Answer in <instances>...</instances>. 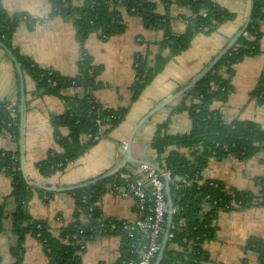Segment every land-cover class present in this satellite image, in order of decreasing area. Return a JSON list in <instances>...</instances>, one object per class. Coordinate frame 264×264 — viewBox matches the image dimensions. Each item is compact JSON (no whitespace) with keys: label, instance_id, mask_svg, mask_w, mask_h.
Listing matches in <instances>:
<instances>
[{"label":"crops","instance_id":"crops-1","mask_svg":"<svg viewBox=\"0 0 264 264\" xmlns=\"http://www.w3.org/2000/svg\"><path fill=\"white\" fill-rule=\"evenodd\" d=\"M157 1L158 11L166 13L165 5ZM212 1L235 13L236 17L222 23L210 34H196L189 48L172 57L133 101L132 86L136 79L134 58L139 52H149L152 60L159 52V42L164 33L161 29L148 27L142 17L121 8L124 23L122 32L109 38L100 32H92L82 46L77 39L73 19L61 15L50 16L51 0H0L8 15L24 13L35 21L30 25L21 20L14 32L13 46L22 55L34 60L40 68H52L63 76L76 77L80 74L78 63L84 48L92 56L93 63L102 67L98 76L100 85L92 90L93 97L108 108H129L124 121L108 136L91 145L65 170L45 176L37 165L51 149L59 148L52 116L65 112L67 105L63 96H82L84 90L81 87H67L63 89L62 95L49 93L45 89L37 92L36 82L23 73L24 168L21 166L20 137L16 141L9 133L0 134V150L12 153L19 151L22 173L28 184L35 188L28 202V213L34 220L46 223L53 235H58L62 226L73 222L76 202L67 191H54L50 188L78 186L122 164L127 158V142L136 124L157 104L187 85L240 32L250 12V0ZM75 3L81 5L83 0ZM169 10L176 17L172 19V30L183 33L187 22L180 16L189 15L190 10L175 3ZM261 31L260 53L245 57L234 65L227 98L212 104V108L219 111L226 122L253 121L264 128V103L258 104L252 97L264 75V22L261 23ZM165 52L169 54V51ZM224 76L227 74L224 73ZM21 95L18 71L10 56L0 46V97L11 104L18 103L20 112ZM183 96L153 114L136 131L132 140L134 158L143 159L148 156L156 161V153L150 144L157 126L168 118L171 119L168 129L170 134L191 132L192 120L188 111L173 112L174 106ZM190 101L187 98V102ZM61 133L67 135L69 128L62 127ZM182 152L189 153L187 149ZM138 166L137 163H129L125 169ZM262 175L264 150L246 160H239L232 155L211 159L202 171L204 180H219L227 188L238 190L255 191V179ZM12 187V177L0 171V204L9 197ZM98 206L105 220L134 221L138 218L134 199L112 193L109 189L99 200ZM14 208V200L8 198L5 201L7 217L3 221L4 230L0 232L1 264L16 262L13 248L18 245V236L12 232L11 216ZM215 227V237L203 244L205 255L201 264H261L255 253L246 251V245L252 237L264 239V205L221 211ZM80 252L83 264H122L127 244L121 234L109 232L86 241ZM21 264H50L42 243L32 234H27L23 242Z\"/></svg>","mask_w":264,"mask_h":264},{"label":"trees","instance_id":"trees-1","mask_svg":"<svg viewBox=\"0 0 264 264\" xmlns=\"http://www.w3.org/2000/svg\"><path fill=\"white\" fill-rule=\"evenodd\" d=\"M77 1L51 0L50 16L61 15L73 19L76 36L82 46L92 32H100L105 38L122 32L121 8L142 17L148 27L164 32L159 42V52L152 60L149 52H139L134 58L136 79L132 86L133 101L172 57L189 48L196 34H210L222 23L236 17L235 13L212 0H160L167 8L164 14L158 11L157 0H83L81 5H77ZM173 3L191 12L180 16L187 22L183 33H176L171 28L172 19L176 18L169 10ZM23 15H8L0 4V40L16 56L23 73L36 82L37 92L45 89L49 93L62 95L67 87H81L84 90L82 96H63L67 105L65 112L52 116L59 148L51 149L37 165L43 175L51 176L65 170L101 139L97 120L107 125L103 132L106 137L124 121L129 108H108L93 97L92 90L100 85L98 76L102 67L93 63L92 56L84 48L78 63L80 74L76 77L63 76L52 68H40L34 60L22 55L13 46L12 38ZM262 22L264 0H254L251 22L246 31L216 66L174 106L173 112L188 111L192 120L191 132L170 134V118L156 128L150 144L157 154L155 162L169 169L173 176L193 182L190 187L170 185L175 209L170 229L174 237L168 241L160 264H201L205 255L203 244L215 237V221L221 211L264 205V175L255 179V191L230 189L219 180H204L202 176L203 169L211 159L232 155L246 160L264 150V128L258 123L242 120L226 122L222 114L212 108L214 101L227 98L234 65L245 57L260 53ZM165 51H169V54L166 55ZM252 97L258 104L264 103V75ZM187 98L191 99L189 103ZM62 127L69 128L67 135L61 133ZM4 133L11 134L19 141L20 112L18 103L11 104L0 97V134ZM183 149L189 153L182 152ZM0 171L12 177L13 187L8 198L15 203L11 212L12 232L18 236V245L13 248L16 257L14 264L22 262L23 242L27 234H32L42 243L50 264H83L81 245L110 232L107 228L109 220L102 218L98 202L110 185L118 181L117 174L68 190L76 202L74 220L62 226L58 235H53L46 223L34 220L28 213V202L35 188L28 184L22 173L19 151L0 150ZM5 201L0 204V232L4 230L3 221L7 217ZM172 245L178 248H171ZM246 251L255 253L260 263L264 264V239L250 238Z\"/></svg>","mask_w":264,"mask_h":264},{"label":"built area","instance_id":"built-area-1","mask_svg":"<svg viewBox=\"0 0 264 264\" xmlns=\"http://www.w3.org/2000/svg\"><path fill=\"white\" fill-rule=\"evenodd\" d=\"M21 20L26 23L35 22L27 14L23 15ZM97 123L100 126L99 136L104 138L103 132L107 125H103L100 119L97 120ZM161 168L162 172L142 164L136 168H124L117 173L118 181L112 183L108 188L112 193L132 197L138 214V218L134 221H109L107 225L110 232L121 234L127 244V252L124 254L122 264L155 263L167 231L170 211L166 179L170 185L175 184L176 187H190L193 183L190 179L173 176L166 167ZM173 237L170 229L169 240ZM81 247L84 248V243Z\"/></svg>","mask_w":264,"mask_h":264},{"label":"water","instance_id":"water-1","mask_svg":"<svg viewBox=\"0 0 264 264\" xmlns=\"http://www.w3.org/2000/svg\"><path fill=\"white\" fill-rule=\"evenodd\" d=\"M254 7V0H250V12L247 18V21L245 22L244 26L240 30V32L233 38V40L230 41V43L196 76L193 77V79L184 87H182L180 90L157 104L154 108H152L134 127L129 140L127 142V158L122 162V164L116 166L113 170L97 177L92 180H89L83 184H80L78 186H71V187H62V188H50L54 191H68L70 189H73L74 187H81L86 186L90 183L96 182L100 179L111 177L115 174H117L120 170L124 169L129 163H137L142 165H147L149 167H152L156 169L159 172H162V168L159 164H157L155 161L151 160L148 156H145L143 159H136L132 155V140L136 133V131L142 126L153 114L161 110L162 108L168 106L176 99L180 98L181 96L185 95L190 89H192L197 82H199L203 77H205L215 66L216 64L221 60V58L228 52L230 48L233 47V45L236 43L238 38L246 31L248 28L251 18H252V10ZM0 46L7 52V54L10 56L12 61L15 64V67L18 71L20 82H21V103H20V153H21V166L22 169L24 168V114H25V90H24V74L22 71V68L20 66V63L16 56L13 54V52L8 49V47L0 40ZM166 192H167V198L169 203V218H168V224H167V231L163 238L161 249L156 257L154 264H160L162 258L164 257V253L166 251V247L169 241V233L170 228L172 224V218H173V200L171 197V191H170V184L169 181L166 179Z\"/></svg>","mask_w":264,"mask_h":264},{"label":"rangeland","instance_id":"rangeland-1","mask_svg":"<svg viewBox=\"0 0 264 264\" xmlns=\"http://www.w3.org/2000/svg\"><path fill=\"white\" fill-rule=\"evenodd\" d=\"M151 148V147H150ZM156 153V152H155ZM157 155V154H156Z\"/></svg>","mask_w":264,"mask_h":264}]
</instances>
